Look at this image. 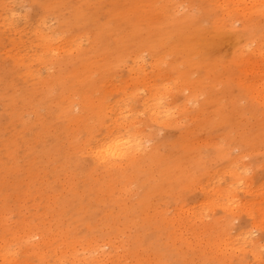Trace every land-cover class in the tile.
I'll return each instance as SVG.
<instances>
[{"label": "rangeland", "instance_id": "1", "mask_svg": "<svg viewBox=\"0 0 264 264\" xmlns=\"http://www.w3.org/2000/svg\"><path fill=\"white\" fill-rule=\"evenodd\" d=\"M184 16L193 18V30L218 24L234 32L244 24L237 0H0V264L4 257L18 264H123L130 262L129 250L142 263L166 261L162 250L167 263L189 264L179 257L182 251L165 246L182 206H196L205 220L223 222L230 238L224 264H264V251L249 243H264V211L258 214L264 208V174H250L251 192L229 175L220 176L221 186L232 185L240 201L226 216L225 201L199 186L208 182V170H222L228 162L210 164L199 140L209 168L200 185L179 181L187 176L185 162L171 153V143L184 142L188 126L194 138L203 136L193 119L179 113L199 105L177 96L174 67H185L166 33L176 37L174 18ZM263 24L261 15L252 29ZM260 34L263 50L251 51L250 60L264 66ZM213 51L230 58L233 48L223 42ZM200 74L197 68L188 72L192 78ZM238 99V108L247 106ZM249 116L242 122L257 132V115ZM175 118L180 124L170 126ZM114 125L132 141L135 154L110 170L92 152ZM207 197L212 203L199 206ZM246 202L263 222L259 230ZM144 220L154 224L146 229ZM155 224H165L164 230ZM32 232L39 234L34 242L26 237ZM44 237L46 243L37 245ZM135 240L139 248L130 246ZM119 251L125 254L121 260Z\"/></svg>", "mask_w": 264, "mask_h": 264}, {"label": "bare ground", "instance_id": "2", "mask_svg": "<svg viewBox=\"0 0 264 264\" xmlns=\"http://www.w3.org/2000/svg\"><path fill=\"white\" fill-rule=\"evenodd\" d=\"M237 1L241 6V20L244 21L241 30L228 32L224 25L219 26L218 24L215 25L214 30L201 26H197L196 30H193L189 28L193 18L184 16L183 18H174L176 21L173 22L171 28L175 30L176 37H171L170 31H166L169 39L173 40L170 43L172 53L179 57V64L185 67L183 71L178 67H174L178 75L176 77L177 96L179 99L183 97L184 103L197 101L199 105V109L188 112L186 108H183L179 113L182 114L183 112L190 120L193 119L196 127L200 129V135H203L199 137L198 134L194 138V130L192 126H188L184 133V142L177 140L171 143V153L177 155V158L184 159L185 164L182 171L188 176L182 175L179 181L185 179L188 182L190 181L192 186L200 185L204 171L209 168L205 160L207 157L203 156L199 150L202 148V145L198 144L199 140L203 141L204 149H208L207 156L210 164L220 159L228 162V165L222 170H208V182L204 186H199L200 189H203L205 195L208 196L212 192L220 201H225L223 206L226 213H228L226 216L233 213L240 201L234 194L232 185H227L226 188L221 186L220 176L229 175L232 179H235V183L244 185L246 191L251 192L250 186L252 183L250 181L252 176L250 174L254 172L264 174V66L250 60L251 51L257 50L261 53L263 50V35L260 33L264 32V24L257 25L253 29L252 25L255 24L257 18L264 15V10L256 8V4L257 7L264 6V0ZM247 3L251 5H247ZM178 7L180 5L175 4L173 8L178 9ZM254 9H256V12L253 14ZM164 31L165 28L161 27V32ZM223 42L232 45L233 52L230 58H225L227 55L225 53L213 51L216 44L219 46ZM252 44H255V47L248 49ZM193 68L202 70V75L200 74L198 78L189 76L188 72ZM258 74L261 78L257 77ZM185 91H188V93L185 94ZM204 94L206 95L205 100L200 101ZM238 96L247 101L246 107L238 108L236 106L239 100ZM227 100L229 102H225ZM230 104L233 105L232 109ZM165 113V116L169 117L170 110H165ZM249 115H251V118L257 115L259 127L257 132H250L246 128L247 125L245 124L248 123ZM234 117L239 118V121H233ZM242 120H245V124ZM179 121H181V118H175L170 126L180 124ZM113 128L114 130L97 141L96 148L92 152L93 158L109 165L107 168H110V170L120 167L125 161H133L135 154L134 144L129 137L122 134L123 131H120L122 128L118 125H114ZM211 136L212 138L213 136H219L220 140L214 142ZM236 150H239V153L234 156L233 152ZM245 157L251 158L249 165L243 163ZM197 172H202L201 176L197 177L195 175ZM261 178L264 179V175H261ZM261 189L263 188L258 191H262ZM142 194H145V190ZM211 203L212 201L207 197L203 202H200L199 206L202 205V207L207 208ZM245 208L252 219L255 220L256 230H259V225L264 221L259 224L252 206L247 202ZM180 210L179 217L171 221L175 234L170 240L166 238L165 246L182 251L179 257L182 260H187L189 264H224L228 262L230 259L227 251L230 247V238L226 232L224 233L223 222L205 220L201 213H196V206H182ZM263 211L264 208L259 210L260 217H262ZM150 224L154 223L147 220L143 222L146 229L152 227ZM155 225L164 230L165 224ZM161 230L158 232H162ZM186 234H190V236ZM37 235H39L37 232H32L26 237L28 241H32ZM154 237L159 236L154 234ZM42 239V243H46L44 237L36 242L37 245ZM249 243L260 251H264V243H252L251 241ZM132 244L139 248L140 241L135 240L130 243L131 247ZM37 245L33 243L35 251ZM122 251L126 254L124 248ZM164 252L159 251L166 261L142 263L139 262V253L129 250L128 255L131 263L124 260L123 264H169L165 257L167 253L164 254ZM56 253H58V249H56ZM125 254L120 255V251L118 252L120 260ZM40 256L43 257L42 254ZM62 257L58 254V260H61ZM3 262V264L8 262L18 264L13 261V258L7 260L4 257Z\"/></svg>", "mask_w": 264, "mask_h": 264}]
</instances>
